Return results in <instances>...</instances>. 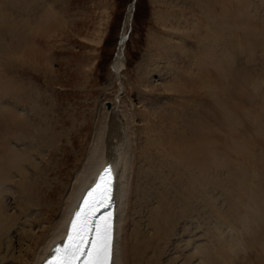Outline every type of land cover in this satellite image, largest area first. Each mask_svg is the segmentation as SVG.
I'll list each match as a JSON object with an SVG mask.
<instances>
[{
    "label": "bare ground",
    "instance_id": "6f19581e",
    "mask_svg": "<svg viewBox=\"0 0 264 264\" xmlns=\"http://www.w3.org/2000/svg\"><path fill=\"white\" fill-rule=\"evenodd\" d=\"M184 1L158 3L176 7L165 13V21L171 31L189 36L191 45L174 41L172 34L156 45L151 40L153 52L146 55L148 62L138 82L143 93L138 99L145 108L132 111L141 123L136 136L127 111L98 114L91 143L81 165L75 167L72 188L63 202L68 207L52 231L43 224L46 217L42 218L35 201L38 181L49 171L43 150L52 159L55 138L48 140L49 124L44 132L38 127L40 109L36 112L31 104L28 115L19 111L27 107L29 96L24 95L32 84L25 85L19 78L0 79V264H41L52 247L62 243L86 189L108 163L114 173L115 203L108 264H158L161 235L169 238L178 224L190 233L187 226L195 222L191 232L203 230L207 242L190 253L189 239L182 245L189 253L169 255L168 264H191L192 259L196 264H235L237 260H230L234 256L241 261L251 257L250 253L238 257L239 250L254 247V255L264 256V241L247 243L236 226H245L248 238L264 231V63L257 70L254 63V68L246 62L241 65L242 57L257 61L264 28L246 19V0H191V6ZM197 6L209 24L201 27L195 17L185 15ZM43 13L30 25L27 43L6 53L18 58L22 73L44 69L48 63H44V49L37 47V37H45L60 22L51 7ZM130 16L131 9L127 19ZM242 30L244 35L239 33ZM123 45L121 40L113 64L115 76L124 65ZM243 53L248 54L241 57ZM153 56L161 61H153ZM153 74L160 80L157 85L150 80ZM161 147L166 152V156L159 154L165 157L162 164L149 152L154 148L161 153ZM254 219L259 220L255 229Z\"/></svg>",
    "mask_w": 264,
    "mask_h": 264
},
{
    "label": "rangeland",
    "instance_id": "374dc122",
    "mask_svg": "<svg viewBox=\"0 0 264 264\" xmlns=\"http://www.w3.org/2000/svg\"><path fill=\"white\" fill-rule=\"evenodd\" d=\"M158 1L0 0V79L13 80L19 78L25 85L28 83L32 84L30 90H27V93L24 95L26 97L29 96V100L26 102L27 107L26 109L20 107L19 111L21 110L23 114L28 115L31 104L37 107L36 112L40 109L43 115L40 116L41 121L38 122V127L43 132L46 131L44 130L46 128L50 129L51 136L48 137L49 139L47 137L45 139L53 140V137L55 138L56 145L51 146L54 151L52 149L50 151L52 159H49L48 152L43 150L47 156L46 158H48L49 165L47 169L49 168V171L47 173L43 172L42 180L38 181L40 189H43H39L37 193L39 199L35 201L36 203L38 202L37 204L42 209L40 212L41 215L43 214V217L40 214L39 217H46L43 224L49 231L53 230L57 222L60 221L62 213L64 214L66 210L67 204L63 202L66 201L65 197L70 193L72 188L75 179L74 171L81 165V160L91 143L98 114L104 110L109 115L110 110L115 109L121 112L122 110L127 111L126 113L130 114L129 116L131 117L134 109H136L134 112H140L145 108L142 106V101L138 99L143 94L138 82L142 81L143 78L141 68L148 62L146 55L153 52L151 49L152 43H158L167 34H172L174 41L180 43L188 42L191 45L189 36L183 35L180 31H171L169 23L165 21V13L171 12L176 7L171 5L170 2L163 4L158 3ZM179 1L182 2V0ZM233 1L237 2V0ZM246 1L248 2L245 12L249 14V17L244 18L251 19V23L256 24V27L262 30L264 28V0ZM184 2L186 5L191 6V0ZM131 4H134V6L131 7ZM46 7H51V9L58 13L60 22L57 24L58 27L47 33L45 37L44 34L40 35V38L37 37L39 40L37 47L45 51H43L44 56H46V58L44 57V63L48 62L45 64L46 66L44 65L46 70L45 68H38L36 70L25 69L22 73L19 69L23 68L20 67L22 63L18 62V58L14 55L10 56L6 53L27 43L25 39L27 38L30 25L40 19ZM197 7L194 8L197 12L193 11L191 13L190 10L191 14H189V10L187 9L185 15H190L193 19L195 17L201 27L204 24L206 25V23L209 24L205 18L206 16L202 17L200 15V7ZM128 9H131L129 19H127ZM161 13L162 18L158 16ZM127 21H129L128 25ZM239 33L244 35L246 31L242 30ZM257 33L258 31L256 30L254 34ZM120 36L121 40L124 41L122 49L124 65L120 73L115 76L112 70L114 60L119 51L118 41ZM151 40H153L152 43ZM262 42L264 43V38L263 40L261 39V44H263ZM263 46L264 44L262 47L260 45L263 53L260 55L259 51H262L258 49L257 57H259L254 58V60H257L255 62H247L245 56L248 53L241 54V57H245L241 58L243 63L241 65L247 63L249 67L252 66L254 68L256 65V70L260 69L259 64L262 66L264 63ZM154 60L159 62L161 58L153 56ZM251 63H254V66ZM20 72L22 75H19ZM150 80L156 85L160 82L156 74H153ZM132 119L134 124L133 133L136 136L138 126L141 123L137 121L134 115ZM45 126L48 127L45 128ZM45 139L43 140L44 142L48 141ZM52 143L54 142L51 141ZM156 150L154 148L149 149V152L152 153L151 158L157 157L160 164L166 163L165 157L160 158L161 155H159L163 154V156H166L164 149L161 147V153ZM51 170L54 173L50 172ZM63 204L65 205L64 207ZM245 209H247V206ZM193 221L195 222L194 219ZM199 222L201 221L199 220ZM258 222L259 220L254 219L253 229L256 228ZM196 224V222L192 225L190 223L187 226L190 233L181 231V225L178 224L175 230L170 231L169 238L164 236V234L161 235L159 253H163L166 256L164 257L161 254L165 259L160 254L156 256L158 264H168V258L170 256H177L179 252L181 255L186 256L189 252L188 249H183V246L189 239H191L190 253H194L196 245L207 242L208 239L203 234V230L197 229L191 232V227H195ZM236 226L239 231L244 232L240 238L246 240L247 243L264 241V231L260 232L257 236L251 234V237L248 238L245 236L246 227L240 224ZM233 232H236V229H233ZM216 233L219 234L220 231L218 230ZM228 236L225 235L227 238ZM217 238L218 236L216 235L214 239ZM177 241L182 242V244H178ZM171 244H177V246L173 245L172 248ZM167 245L169 246L166 247ZM180 245L183 246L181 247ZM164 247L172 255L166 253ZM174 247L177 250H174ZM178 247L180 250H178ZM255 250L256 247L249 251H238V257L246 253L251 254V257L247 261L238 260L235 256L230 260H233L232 262L237 260L235 264L238 262V264H259L264 259V256L254 255ZM197 262L196 259L194 261L193 259L191 260V264H196Z\"/></svg>",
    "mask_w": 264,
    "mask_h": 264
},
{
    "label": "snow or ice",
    "instance_id": "6c2138e0",
    "mask_svg": "<svg viewBox=\"0 0 264 264\" xmlns=\"http://www.w3.org/2000/svg\"><path fill=\"white\" fill-rule=\"evenodd\" d=\"M101 203H103V200L101 201ZM110 206H111V200L109 198V202L107 204H104V207L108 208ZM109 218H110V214H109ZM109 231H110V225L106 222L104 228V235L98 243L97 250L95 253V258L90 262V264H108ZM81 243H83V241H81ZM78 254L82 255V252H80L79 246H74V248L71 250V255L75 257Z\"/></svg>",
    "mask_w": 264,
    "mask_h": 264
},
{
    "label": "water",
    "instance_id": "95a60500",
    "mask_svg": "<svg viewBox=\"0 0 264 264\" xmlns=\"http://www.w3.org/2000/svg\"><path fill=\"white\" fill-rule=\"evenodd\" d=\"M134 3V2H133Z\"/></svg>",
    "mask_w": 264,
    "mask_h": 264
}]
</instances>
